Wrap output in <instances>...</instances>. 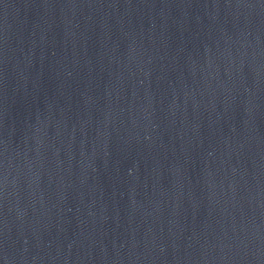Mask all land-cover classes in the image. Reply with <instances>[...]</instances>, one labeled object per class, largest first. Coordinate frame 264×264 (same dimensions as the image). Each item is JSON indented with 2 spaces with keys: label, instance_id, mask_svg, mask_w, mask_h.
<instances>
[{
  "label": "water",
  "instance_id": "1",
  "mask_svg": "<svg viewBox=\"0 0 264 264\" xmlns=\"http://www.w3.org/2000/svg\"><path fill=\"white\" fill-rule=\"evenodd\" d=\"M0 264H264V0H0Z\"/></svg>",
  "mask_w": 264,
  "mask_h": 264
}]
</instances>
